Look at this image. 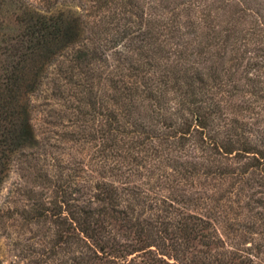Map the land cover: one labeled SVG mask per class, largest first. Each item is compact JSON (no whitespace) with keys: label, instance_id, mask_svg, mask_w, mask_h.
I'll return each instance as SVG.
<instances>
[{"label":"trees","instance_id":"obj_1","mask_svg":"<svg viewBox=\"0 0 264 264\" xmlns=\"http://www.w3.org/2000/svg\"><path fill=\"white\" fill-rule=\"evenodd\" d=\"M240 1L0 0V190L29 184L0 221L60 264H264V9ZM67 98L88 167L34 128Z\"/></svg>","mask_w":264,"mask_h":264},{"label":"rangeland","instance_id":"obj_2","mask_svg":"<svg viewBox=\"0 0 264 264\" xmlns=\"http://www.w3.org/2000/svg\"><path fill=\"white\" fill-rule=\"evenodd\" d=\"M243 1L245 3L247 1V6L251 10L264 9V0H241L240 3ZM70 100L67 98L66 101L60 100L54 103L47 99H38L33 117L34 128L45 150L51 156H59L64 158V161L70 162L82 159L87 166L91 156V152L88 153V147L79 152L80 143L69 142L64 137L71 130H77L73 126L76 118ZM23 174L17 167H13L0 190V204L4 200L10 202L11 197L19 198L17 190L24 186L29 187V184H25ZM43 235V230H34L28 234L20 231L16 226L3 224L0 221V264H60L59 259H51L43 252L48 247V245H45V248L42 247L43 244L40 241L44 240Z\"/></svg>","mask_w":264,"mask_h":264}]
</instances>
